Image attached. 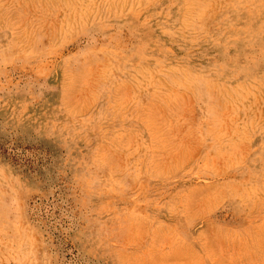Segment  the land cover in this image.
<instances>
[{"label": "rangeland", "instance_id": "rangeland-1", "mask_svg": "<svg viewBox=\"0 0 264 264\" xmlns=\"http://www.w3.org/2000/svg\"><path fill=\"white\" fill-rule=\"evenodd\" d=\"M0 264H264V0H0Z\"/></svg>", "mask_w": 264, "mask_h": 264}]
</instances>
